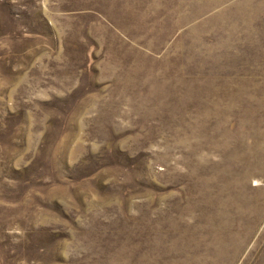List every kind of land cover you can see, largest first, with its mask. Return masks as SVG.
Masks as SVG:
<instances>
[{
    "label": "rangeland",
    "instance_id": "rangeland-1",
    "mask_svg": "<svg viewBox=\"0 0 264 264\" xmlns=\"http://www.w3.org/2000/svg\"><path fill=\"white\" fill-rule=\"evenodd\" d=\"M0 264H264V0H0Z\"/></svg>",
    "mask_w": 264,
    "mask_h": 264
},
{
    "label": "bare ground",
    "instance_id": "bare-ground-1",
    "mask_svg": "<svg viewBox=\"0 0 264 264\" xmlns=\"http://www.w3.org/2000/svg\"><path fill=\"white\" fill-rule=\"evenodd\" d=\"M99 6V5H98ZM104 9V8H103ZM208 98V97H207ZM214 98V97H213ZM249 100V99H248ZM216 101V100H215ZM250 101V100H249ZM205 102V101H204ZM208 105V104H207ZM231 107V106H230ZM219 108V107H218ZM210 111V110H209ZM216 111V110H215ZM208 114V113H207ZM211 118V117H210ZM225 126V125H224ZM263 134V133H262Z\"/></svg>",
    "mask_w": 264,
    "mask_h": 264
}]
</instances>
